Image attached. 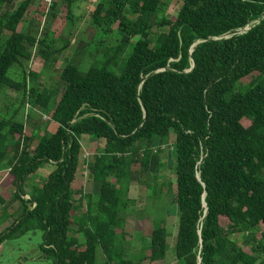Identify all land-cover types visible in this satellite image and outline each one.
I'll list each match as a JSON object with an SVG mask.
<instances>
[{
	"label": "trees",
	"instance_id": "1",
	"mask_svg": "<svg viewBox=\"0 0 264 264\" xmlns=\"http://www.w3.org/2000/svg\"><path fill=\"white\" fill-rule=\"evenodd\" d=\"M16 1L18 8L0 17V169H9L14 190L0 202L3 213L15 203L19 211L0 233V252L6 241L39 230L38 249L49 264L163 262L168 231L157 190L155 227L138 254L131 253L121 214L134 204L128 197L134 174L151 188L142 177L174 136L177 261L257 264L264 255V18L244 34L204 39L245 27L264 13V0H183L169 18L172 0H102L93 24L103 38L118 24L127 41L90 43L88 70L70 60L56 89L44 75L69 41L58 48L53 26L64 11L72 32L82 0H57L49 9L44 0L0 5ZM137 36L124 72H111L109 64ZM52 104L50 119L26 133L33 111ZM83 138L104 143L92 163L101 184L97 201L74 187ZM45 164L52 171L37 179Z\"/></svg>",
	"mask_w": 264,
	"mask_h": 264
},
{
	"label": "rangeland",
	"instance_id": "2",
	"mask_svg": "<svg viewBox=\"0 0 264 264\" xmlns=\"http://www.w3.org/2000/svg\"><path fill=\"white\" fill-rule=\"evenodd\" d=\"M175 6L173 12L170 11L173 7L169 8V13H167V18L177 14L183 4V0H172L171 3ZM19 1L12 4L0 5V17H2L6 12L14 11L18 8ZM37 8V4H33L28 14H34ZM96 6L92 4L91 0H82L77 3L75 9L76 22L73 31H69V24H66V12H61L59 18L54 23V30H57V47H62L66 41H69V45L58 54V62L51 70H47L44 75V80L46 81V86L48 88L56 89L61 88L59 76L67 66L70 60L78 62L81 65L83 71H87L92 64L93 55L90 51L86 50V47L93 43L102 44L104 47L116 46L120 43L126 42L128 36H122L117 34L118 24L113 25L112 33L105 36H101V32L92 22V14ZM48 13V11H47ZM21 28V27H20ZM140 39L139 36L131 39L130 43L123 48L115 60L109 64V70L115 74H121L126 68V62L129 55L134 49V45ZM105 48H101L104 50ZM101 66V64H100ZM9 76H13V72L9 73ZM61 93L59 94L60 97ZM0 108L3 106L5 97L1 95L0 97ZM53 104L45 110L35 109L31 117L26 122V133H32L34 127L40 124L42 121L46 122L51 117V112L53 109ZM30 106H27V111L29 112ZM1 117V116H0ZM24 119L19 116V120ZM57 128V124L52 122L51 129L54 131ZM45 126H42L40 134H43ZM14 141L11 142V146ZM83 150L81 155L80 169L77 174V179L75 181L74 187L83 190L85 194H91L93 200L97 201L100 197L101 184L97 183L93 179L92 173V163L96 154H99L103 149L98 146V144H90L88 139H82ZM176 148H175V137L172 136L171 143L163 149V152L153 158L149 174L144 175L142 180H147V184L151 188H147L146 185L141 184L140 177L134 174L131 180V187L128 197L134 201L126 212L121 214L124 221V229L127 234L126 240L130 242L131 253L138 254L141 252L142 248L146 247V242L150 233L154 229V218L157 206L159 209V199L154 197V190H157V196H162L164 203V211H160V217L163 220V225L168 231V252L165 260L163 262H151L145 261L142 264H181L177 261L175 257L176 242L178 235V220H179V209L176 206ZM7 170L1 172V177L3 178ZM166 185V186H165ZM26 189H33L32 184H27ZM13 191V189H11ZM164 193V195L162 194ZM18 203L12 205L8 209L15 210ZM87 209L86 204L84 205V210ZM3 207L0 205V233L5 230L7 223L5 219L8 214L3 217ZM7 211V210H6ZM13 214V211L10 212ZM16 217V216H15ZM13 216L8 219V223L13 222ZM222 224L226 226L228 221L222 219ZM123 229V228H122ZM120 233L122 230L117 229ZM77 232L74 231V234ZM42 232L37 230L28 233L19 239L8 240L2 245L0 252V264H49V262L42 257H37V252L39 245L42 243ZM76 237H79L78 235ZM240 246L247 252H251L250 248L246 247L243 243ZM39 251V250H38ZM257 264H264V255L260 257Z\"/></svg>",
	"mask_w": 264,
	"mask_h": 264
},
{
	"label": "crops",
	"instance_id": "3",
	"mask_svg": "<svg viewBox=\"0 0 264 264\" xmlns=\"http://www.w3.org/2000/svg\"><path fill=\"white\" fill-rule=\"evenodd\" d=\"M52 124V123H51ZM51 124L49 125V130L53 131L51 129ZM56 130V129H55ZM54 130V131H55ZM28 134H31V133H28ZM88 139V142L90 144H98V146L100 148H102V146L104 145L103 142H99L98 140L96 139H93V138H86ZM83 145V144H82ZM84 148V147H83ZM53 169V166L50 165V164H45L41 167V169L39 170V172L37 173V179H40L42 177H46L48 175V173L50 171H52ZM4 170H7V172L5 173L4 177L3 178H0V199H5L6 201H8L13 193H14V190L11 191L12 187L9 185V179H8V176H9V169H0V177H1V172L4 171ZM28 192H30V189H27ZM29 195H26L25 198H28ZM0 205L3 207L4 209V204H1L0 202ZM17 208L15 210H12L13 211V214H11L10 212H12L10 209H7L6 213H3L4 215L5 214H8V216H6L7 218L5 219V222L7 223V227L5 228V230L11 225L8 223V219L11 218V216H13V219L14 217L16 216V212L19 211V203L18 205L16 206ZM3 215V217H5ZM4 230V231H5ZM2 233V232H1ZM39 250V249H38Z\"/></svg>",
	"mask_w": 264,
	"mask_h": 264
},
{
	"label": "water",
	"instance_id": "4",
	"mask_svg": "<svg viewBox=\"0 0 264 264\" xmlns=\"http://www.w3.org/2000/svg\"><path fill=\"white\" fill-rule=\"evenodd\" d=\"M264 18V13L258 17L257 19L249 22L245 27L243 28H240V29H237V30H234L232 32H229L225 35H223L222 37H218V38H205L204 41H208V40H221V39H224V38H230V37H233V36H236V35H241V34H244L246 32H248L253 26L257 25L258 23H260L262 21V19ZM200 41L194 43V46L197 45ZM193 51V48L191 50V52ZM195 66V63H194V60L192 58V67L188 70V71H191ZM155 72H152L150 75H153ZM147 77H144L142 81H145ZM145 113L147 114V111L145 109ZM78 120H76L75 122H77ZM74 122V123H75ZM37 252V257H42L43 253L36 250Z\"/></svg>",
	"mask_w": 264,
	"mask_h": 264
},
{
	"label": "built area",
	"instance_id": "5",
	"mask_svg": "<svg viewBox=\"0 0 264 264\" xmlns=\"http://www.w3.org/2000/svg\"><path fill=\"white\" fill-rule=\"evenodd\" d=\"M47 4L48 9L57 1V0H44ZM92 4L97 6L102 0H91Z\"/></svg>",
	"mask_w": 264,
	"mask_h": 264
}]
</instances>
